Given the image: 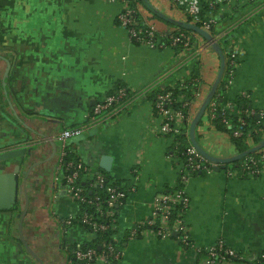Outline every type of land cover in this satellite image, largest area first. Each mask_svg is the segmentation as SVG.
Returning <instances> with one entry per match:
<instances>
[{
	"label": "crops",
	"instance_id": "1",
	"mask_svg": "<svg viewBox=\"0 0 264 264\" xmlns=\"http://www.w3.org/2000/svg\"><path fill=\"white\" fill-rule=\"evenodd\" d=\"M146 2L163 19L142 2L141 19L154 25L163 40L179 30L175 23L185 19L170 0ZM120 11L108 0H0V153L27 149L34 155L22 165L17 203L10 211L0 210V264H71L74 245L96 240L81 223L67 224L79 206L55 180V137L80 126L85 133L71 141L70 149L91 170L84 183L103 175L101 158L109 155L114 158L111 183L127 190L114 234L123 252L121 264H208L203 251L220 241L242 257L226 264H264V173L247 176L236 162L227 169L216 164L213 172L194 176L185 187L190 199L185 220L193 247L183 246L176 236L129 237L136 224L151 216L157 198L177 187L179 179L170 158L172 141L157 133L160 122L151 93L178 86L198 71L203 97L193 108L196 116L218 78L221 59L213 49L195 53L208 42L198 34L188 51L135 44L117 21ZM236 11L242 19L230 26H240L233 47L239 48L242 61L224 102L250 94V110L264 119V0L243 1L218 17ZM7 61L11 68L6 76ZM117 85L130 90V99L91 117L95 105ZM214 128L199 125L200 146L218 158L239 155L229 134ZM19 163L20 158L0 162V176L13 173ZM4 181L2 203L9 190ZM22 234L37 258L19 248Z\"/></svg>",
	"mask_w": 264,
	"mask_h": 264
},
{
	"label": "built area",
	"instance_id": "2",
	"mask_svg": "<svg viewBox=\"0 0 264 264\" xmlns=\"http://www.w3.org/2000/svg\"><path fill=\"white\" fill-rule=\"evenodd\" d=\"M243 1L248 0H209L211 8L216 10V14H208V19L203 23L202 29L213 36V41L197 47L195 51L197 55L209 52L213 49L212 44L214 42L219 44V40L223 37L221 33L217 36L213 35V27L217 24L216 17L219 12L227 9V7L229 9L236 5L238 6ZM108 2L118 4L121 7L117 21L120 27L127 32L131 42L151 49H167L171 52H176L177 50L188 51L194 47L193 35L186 34L180 30L163 40V36L154 25L147 24L141 18L139 19L140 8L136 0H108ZM170 2L175 10L183 14L184 22L188 17L194 18L196 22L199 21L198 15L201 13V0H170ZM229 57L231 67L226 84V92L234 83L236 72L241 65L242 53L237 46H234ZM186 83V80H182L178 86L171 87L169 90L158 94L153 105L155 114L160 122L157 130L158 135L172 141L173 149L170 158L179 174L177 187L174 188L173 192L164 193L157 198L151 216L131 229L129 237L132 239H170L176 233V239L180 244L185 247L194 246L191 239V229L185 220V216L190 209V199L186 194L185 187L198 173L209 174L218 165L209 163L193 143L185 152L186 159H182L178 154V147L181 143L179 137L188 135L187 131L185 132L184 130L185 124H190L195 117L193 108L188 114H184L182 110L175 108L177 103H183L184 107L188 106L183 95L174 97V90L178 87L180 89L187 88ZM194 93L197 99L203 97L202 89ZM126 96V88H121L113 94H108L103 101L95 105L91 117L96 118L105 112L115 109L119 101ZM250 97V94L247 93H242L241 95V98L246 100H249ZM218 98H220L219 95L211 99L201 122L207 128L214 127L213 123L218 112L216 103ZM219 112L222 117V124L230 129L232 126L227 118L228 113L232 112L237 116L240 127L232 131L231 135L229 134L230 138L236 139L244 137L241 128L246 125L247 118L255 115L252 110H241L236 101L224 102ZM85 130L86 128L83 126L65 129L55 137L56 142L59 144V159L55 180L61 185L64 184L66 193L79 206V213L68 219L67 224L72 225L75 222H79L95 235L106 232H114L115 234L119 228L118 218L115 217L118 215V209L124 205L127 199V190L119 186H107L108 180L102 174H97L93 178L88 179L85 182L87 184L85 189L80 186L82 174L84 176L90 175L91 170L82 160L65 162L67 149L71 141L81 138ZM256 133L264 138V123H260ZM251 134L249 133L247 136L249 137L248 143H253ZM240 170L243 174L251 177L262 175L264 173V149H261L255 156L246 157L240 165ZM231 174L232 171H229V175ZM94 189L104 190L107 199L104 200L100 194L88 195V191H93ZM178 205H181V207L177 208ZM116 243L113 237L112 241L102 243L99 250L95 247L83 248V245H78L72 251L71 264H94L96 262L121 264L123 252ZM203 252L207 255L208 264H226L235 259H242L239 254L227 247L222 241L206 248Z\"/></svg>",
	"mask_w": 264,
	"mask_h": 264
},
{
	"label": "trees",
	"instance_id": "3",
	"mask_svg": "<svg viewBox=\"0 0 264 264\" xmlns=\"http://www.w3.org/2000/svg\"><path fill=\"white\" fill-rule=\"evenodd\" d=\"M136 1H137L138 5L141 4V2L144 3V5H146L147 8L150 9V11L153 12L155 16L163 19V17L160 14H158L157 12H155V10L149 5V3L146 2V0H136ZM248 7H249V5L246 6V8H248ZM262 11L263 10H261V12ZM209 13L216 14V10L211 8L209 0H201V13L198 15V20H199L198 22H196L194 18L188 17L185 22L175 23V25L179 28L180 31L194 36L195 34H198V33H196L191 28H186L185 24H191V25H195V26L202 28L203 23L208 19L207 16ZM140 18H141V16L139 14V19ZM216 19H217V24H216V26L213 27V35L217 36L220 33H222L224 30H227V34L219 40V48L222 52V55L225 57L226 67H225V72H224V75L222 77V80H221L217 90L215 91L214 95L211 97V99H214L218 95L220 96V98H218V100L216 101L218 112H217V117L214 120L213 124L217 130L222 131V132H226V133L231 135L232 131H234L240 127V125L238 123V118L232 112L228 113L227 118H228V120L232 126V128L230 129L229 127H226L224 124H222V117L220 116L219 111L221 110L222 106L224 105V99H225L224 94L226 92V84H227L228 79H229V71H230V67H231L230 59H229L230 58L229 57L230 52L233 48V44L238 39L239 32H240V26L231 27L230 24L235 22V21L241 20L242 16L240 15L239 11H236L233 15H230V16L228 15L225 18L217 16ZM186 82H187L186 83L187 88L180 89L178 87L174 90V97H178L180 95H183L186 98L185 103H188V106L184 107L183 103L175 104V108L178 110H182L184 112V114H188L189 111L192 108H194V106L201 100V99H197L196 96H194V94H195L194 92L202 89V83H203L201 76L199 75L198 71H195L190 78L186 79ZM121 88H125V87L122 85H117V86H115V88H113L110 91L109 94H113L114 92L120 90ZM167 90H169V88H163L160 91L151 93L152 94V98H151L152 101L155 103L157 95L162 93V92H165ZM130 95H131V92H130V90L127 89V96L122 98L119 101L118 105H122L125 101L129 100ZM208 95H209V93L207 94V96ZM236 104L239 105L241 110H250L251 109L250 102L248 100L243 99V98H238L236 101ZM260 123H264V119L263 118L258 119L256 115H254L253 117L247 118L246 125L241 128L242 132L244 133V137L239 138V139H236L233 137L231 138L232 142L236 145V148H237L239 154L245 153L251 149L249 147V143H248L249 137H247L249 133H252L251 139L256 144V146H259L262 144V142L264 141L263 137L260 134L256 133L257 129H259ZM72 128H75V127H72ZM72 128H68V129H72ZM184 130H185V132L187 131L188 135H183V136L179 137L181 143L178 147V154L182 159H186L185 152H186L187 148L192 144V141L190 138V124L186 123ZM196 139H197V141H199V139H200L197 132H196ZM70 148L71 147L69 146V148L67 149V156L65 158V162H70V161L77 162V161H79L80 159L77 158L73 154V152ZM255 155H257V152L250 154L248 156H255ZM245 158L236 162L237 165L240 166V164L243 162V160ZM207 161L209 163H213L212 161H210L208 159H207ZM239 166H236V167L239 168ZM223 167H225L226 169L231 168L230 165H228V164H224ZM232 167L236 168L235 166H232ZM202 174L203 173H198L196 176L202 175ZM103 175L108 180L107 186H116V184L111 183V179H110L108 173L103 172ZM83 177H84V175L82 174V180H81L80 186L86 189L87 184L84 183ZM173 190L174 189H170L166 193L169 194V193L173 192ZM94 194H100L104 200L107 199L106 192L104 190L94 189L93 191H88V195L93 196ZM180 207H181V205L177 206V208H180ZM115 218H118V215ZM87 230L90 233H92L89 229H87ZM96 236H97V238L93 243H89L88 245H83L84 246L83 248L95 247L96 249L99 250L102 243L107 242V241H112V238L114 237V232L99 233ZM76 247H77V245H74L71 248V253H72L73 249H75Z\"/></svg>",
	"mask_w": 264,
	"mask_h": 264
},
{
	"label": "water",
	"instance_id": "4",
	"mask_svg": "<svg viewBox=\"0 0 264 264\" xmlns=\"http://www.w3.org/2000/svg\"><path fill=\"white\" fill-rule=\"evenodd\" d=\"M185 27L191 28L196 33H198L200 36H202L204 39H206L208 42L213 41V36L210 33L203 30L202 28L195 26V25H191V24H185ZM212 47H213V50H215L220 56L221 66H220L218 78H217L215 84L213 85L211 92L209 93V95L206 97V99L202 103L197 115L194 117V119L192 120V122L190 124V138H191L193 145L197 148V150L200 152V154H202L206 159L212 161L215 164H230L233 162H237V161L247 157L248 155L253 154L255 152H258L261 149H263L264 148V141L262 142L261 145L256 146L254 148H251L249 151L242 153V154H239L237 156L231 157V158L215 157V156L211 155L209 152H207L198 143V141L196 139L197 128L199 127V125L201 124V122L203 120L205 112H206V110L209 106V103L211 101V97L214 95L215 91L217 90V88H218V86L222 80V77L224 75L225 67H226V60H225V57L222 55V52L219 48V44L214 42L212 44ZM0 58L3 59V57H1V56H0ZM7 62H8V68H7L6 76L8 75L10 68H11L10 62L9 61H7ZM5 83H4V87L6 90V84ZM10 106L12 107L11 103H10ZM12 111H13L14 116H16V118H17V114L15 113L14 109H12ZM0 123H1V118H0ZM20 124H23L24 127L26 126L22 121L20 122ZM30 151L27 153V149H22V150H13V151H9V152L0 153V162L20 158V163L16 166L13 173L0 176V191H1V188L3 187L4 182H5L4 180H7L8 185H9L8 197L6 198V201L4 203H2L0 201V210H9L10 211L12 209V207L17 203V196H18L17 188H18V185L20 184V174L22 171V165L25 163L26 160L30 161V159H32L34 156L32 153L33 151L32 152H30ZM26 157H27V159H26ZM113 164H114V158L113 157H111L109 155H104L101 158L100 167L105 172L111 173L112 168H113ZM216 170H218V168H216ZM29 174H30V172L26 174L27 179L29 177ZM0 199H1V192H0ZM24 215H25V213H22L20 216L24 218ZM21 230H22V223H21ZM174 236H177V234L175 233ZM18 246L22 250V252H24L23 248L25 247L28 252H30L33 256H35V253L32 252V250L28 246L27 242L25 241L23 234H22V242L19 243ZM35 258H37V257L35 256Z\"/></svg>",
	"mask_w": 264,
	"mask_h": 264
},
{
	"label": "rangeland",
	"instance_id": "5",
	"mask_svg": "<svg viewBox=\"0 0 264 264\" xmlns=\"http://www.w3.org/2000/svg\"><path fill=\"white\" fill-rule=\"evenodd\" d=\"M250 10V8H247V10L246 11H249ZM6 84V83H5ZM3 86H4V83H3Z\"/></svg>",
	"mask_w": 264,
	"mask_h": 264
}]
</instances>
